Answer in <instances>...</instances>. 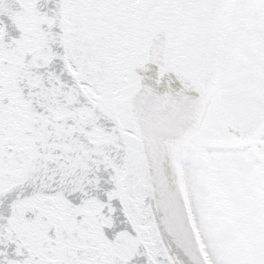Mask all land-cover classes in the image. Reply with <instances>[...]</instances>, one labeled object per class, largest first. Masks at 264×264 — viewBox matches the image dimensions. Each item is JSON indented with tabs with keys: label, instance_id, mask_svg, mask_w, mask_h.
Instances as JSON below:
<instances>
[{
	"label": "snow or ice",
	"instance_id": "6c2138e0",
	"mask_svg": "<svg viewBox=\"0 0 264 264\" xmlns=\"http://www.w3.org/2000/svg\"><path fill=\"white\" fill-rule=\"evenodd\" d=\"M0 264H264V0H0Z\"/></svg>",
	"mask_w": 264,
	"mask_h": 264
}]
</instances>
